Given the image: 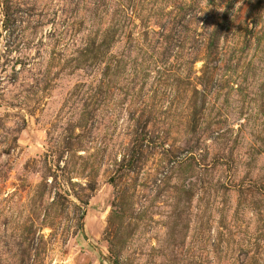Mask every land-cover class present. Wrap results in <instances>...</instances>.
Here are the masks:
<instances>
[{
  "label": "rangeland",
  "instance_id": "1",
  "mask_svg": "<svg viewBox=\"0 0 264 264\" xmlns=\"http://www.w3.org/2000/svg\"><path fill=\"white\" fill-rule=\"evenodd\" d=\"M0 264H264V0H0Z\"/></svg>",
  "mask_w": 264,
  "mask_h": 264
}]
</instances>
